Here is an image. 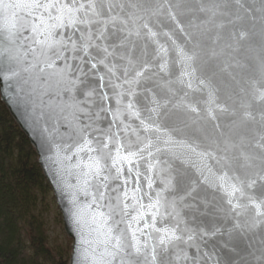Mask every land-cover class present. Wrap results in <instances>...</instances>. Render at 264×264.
I'll list each match as a JSON object with an SVG mask.
<instances>
[{"label": "water", "instance_id": "1", "mask_svg": "<svg viewBox=\"0 0 264 264\" xmlns=\"http://www.w3.org/2000/svg\"><path fill=\"white\" fill-rule=\"evenodd\" d=\"M156 2L165 5L175 0ZM198 2L183 0L193 6ZM243 3L247 12L229 11L209 23H204L202 14L193 7L181 17L185 21L187 16L193 17V26L185 24L184 34L170 31L164 8L160 17L149 21V27L158 33L155 39L167 51L158 55L157 44L145 37L146 29H141L140 37L133 35L125 41L131 52L117 50L133 60L128 77L121 75L127 59H115L116 76L101 72L105 80L92 96L80 94L83 75L77 73L79 79L71 75L65 60L51 52L43 55L46 47L33 43L35 37L27 39L33 36L30 31H23L17 38L11 54L19 58L18 63L12 61L19 75L11 80L0 79L1 100L33 144L52 189L63 231L71 242L68 264H108L110 259L106 254L110 248L107 232L112 224L111 220L105 223L108 200L98 198V180L89 168L90 157L99 153L84 148L85 141L97 147L102 131L119 133L105 149L113 156L117 139L125 155L144 147L147 140L152 141L153 147L142 154L144 159L134 158L131 172L130 166L123 163V176L129 181L127 191L140 189L137 194L146 206L144 220L149 224L151 213L156 212L147 207L155 203L154 194L160 192L166 198L160 208L162 215L156 216V227L175 230L182 237L174 246H168L165 255L169 264H264V215H257L252 203L260 204V211L264 212V148L256 146L264 144V101L257 99L264 91V10L261 0ZM5 11L0 10V51L5 44ZM15 11L20 14L21 23L31 20L25 15L26 10ZM241 31L248 33L243 40L239 39ZM164 32H169L171 38ZM181 49L192 59L180 55ZM66 56L68 65L84 66L78 59L73 60L70 52ZM53 61L54 66L49 67ZM145 61L147 70L138 78L139 84L126 83L132 80L134 69L138 70ZM33 64L36 67H31ZM109 80L121 86L115 91H134L141 117L152 115L161 131L145 132L139 120L126 115L125 125L130 126L127 131L118 120L109 129L111 113L118 107ZM101 93L109 97L103 101L107 111L97 107ZM129 98L125 96L124 102ZM153 107L157 111L148 113L147 109ZM246 112L255 119H245ZM165 140L170 142L164 143ZM157 148L161 150L156 151ZM149 151L153 155L149 156ZM150 162L155 163L151 172L147 168ZM224 173L230 178L229 183L242 185V193L229 196L220 187L218 178ZM145 176L152 180L151 189ZM140 227L144 228V221ZM144 231L146 235L141 240L155 243L158 234L152 228Z\"/></svg>", "mask_w": 264, "mask_h": 264}, {"label": "snow or ice", "instance_id": "2", "mask_svg": "<svg viewBox=\"0 0 264 264\" xmlns=\"http://www.w3.org/2000/svg\"><path fill=\"white\" fill-rule=\"evenodd\" d=\"M195 12L202 14L204 23H209L217 16H223L229 11L244 10L247 12L243 0H200L195 6L184 4L183 0H175L174 3H166L160 5L156 0H25L23 3H4L0 2V10L4 12L5 19L2 28L3 40L5 42L4 49L0 51V79L11 80L19 72L13 66L12 61L18 63V57L12 55V50L16 45L17 38L22 35L23 31H30L33 36L27 39H33V43L44 45L47 51L42 52L47 56L51 52L53 56L64 59L66 63V70L71 75L77 76V73L82 74L84 79L80 81L83 87L80 89L82 96H92L96 90L102 87V82L105 80V75L110 77L116 76L115 59L125 60L127 64L123 67L121 75L128 77L130 67H133V60L121 55L118 49H127L132 51L130 45L125 44L131 36H141V29H146L145 37L151 39L153 43L157 44V54H162L167 51L155 39L158 35L149 27V21H154L163 14V9L167 8V17L170 20L168 27L170 31L179 30L181 34L185 33V24L192 25V16H187L186 21L181 20V17L192 9ZM250 7V6H249ZM26 10L25 15L31 20L21 23L20 14L15 10ZM261 9L264 10V0H261ZM240 17L237 16V19ZM159 23V20H155ZM139 25V26H137ZM174 26V28H173ZM198 27V25L196 26ZM164 36H168L169 32H164ZM248 33L241 31L239 39L243 40ZM40 37H44L43 40ZM33 53L36 52L32 48ZM72 54V59H78L80 64L84 65H68L66 53ZM180 55L185 56L186 59H192L180 50ZM147 62H143L138 70L134 69V75L131 81L126 80V83L135 82L139 84V77L144 76ZM54 66L53 63L48 65ZM31 67H36L35 64ZM163 68L164 65H161ZM87 68V70H86ZM28 71V68L24 69ZM42 70V69H41ZM91 72V76H89ZM105 72V75H101ZM113 90L119 89L121 86L112 83L109 80ZM191 87V84H189ZM125 96L130 97L127 102H124ZM134 91L120 92L115 91L117 109L111 113L112 122L109 124V129L117 120L121 125H124V131L128 130L129 125H125L124 117L135 118L140 121L143 131L160 132L161 129L156 125L155 118L152 115L141 117L140 110L136 107ZM109 99L106 93H101V103L97 105L99 111H107L103 101ZM258 100L264 101V91L257 97ZM155 105L156 102L153 101ZM122 105V107L120 106ZM193 111L196 109L193 108ZM157 111L156 107L147 109L148 113ZM99 113H97L98 115ZM262 116H264V106H262ZM245 119H255L251 112L244 114ZM147 121V122H146ZM102 139H97V147H92L91 141H85L84 148L89 152H98L96 157H90L91 163L89 168L92 170L95 178L98 180V198L105 200L107 198L108 214L105 217V223L112 221L108 228L107 236L110 248L106 249V254L109 256L108 264H169V258L165 255L168 251L169 245H175L176 241L182 239L178 236L175 230L168 228L156 227V216L160 213V208L163 207V201L166 199L161 196L160 192H156L155 203L147 207L156 209V212L151 213L152 222L149 224L144 220L145 205L141 203L142 197L138 196L139 188L133 190L131 193L127 191V184L129 181L123 176V163H127L129 172H131V165L134 158L144 159L142 155L146 149L153 147L152 141L149 139L144 147H139L138 151H128L125 155L121 152L123 145L120 144L119 139L116 140L115 156L111 151L105 153V149L113 142V137H118L119 133L101 132ZM137 139H139L137 135ZM264 139V137H262ZM165 140L164 143H169ZM257 147L264 148V144H257ZM82 148L81 150H84ZM131 148V145L129 146ZM157 148L156 151H160ZM195 151V149H192ZM151 156L153 153L148 152ZM246 160L250 159L245 157ZM111 164L108 165L107 161ZM104 161V162H102ZM159 161H156L158 163ZM155 167V163H148V171L151 172ZM115 170L114 173L112 170ZM141 174L136 173L139 177ZM147 180V187H153L152 180L149 176H145ZM220 180V187L225 190L229 196H235L237 192L242 193V185L229 183L227 173H224L218 178ZM115 181L116 183H111ZM248 187H251L249 184ZM121 189H124L121 191ZM230 189V190H229ZM165 191L168 189L165 188ZM151 199V197H149ZM251 201V197L248 198ZM131 201V203H129ZM232 203V200H229ZM253 206L257 210V215H264L260 211V204L252 201ZM264 203V202H262ZM236 207H240L239 204ZM162 215V214H161ZM101 216H105L101 213ZM144 221V228H152L156 235L155 243H149L147 240L142 241L141 237L146 233L144 228L140 227V222ZM123 225V227H121ZM151 237V234H147ZM159 248V252L157 249Z\"/></svg>", "mask_w": 264, "mask_h": 264}, {"label": "trees", "instance_id": "3", "mask_svg": "<svg viewBox=\"0 0 264 264\" xmlns=\"http://www.w3.org/2000/svg\"><path fill=\"white\" fill-rule=\"evenodd\" d=\"M54 201L33 144L0 95V264L69 263L71 242L48 230Z\"/></svg>", "mask_w": 264, "mask_h": 264}, {"label": "rangeland", "instance_id": "4", "mask_svg": "<svg viewBox=\"0 0 264 264\" xmlns=\"http://www.w3.org/2000/svg\"><path fill=\"white\" fill-rule=\"evenodd\" d=\"M48 210L49 213L46 215V220L48 221V230L50 232L51 239L59 242L62 235L66 239L67 237L63 231V220L59 216L60 210L57 207L56 200Z\"/></svg>", "mask_w": 264, "mask_h": 264}]
</instances>
